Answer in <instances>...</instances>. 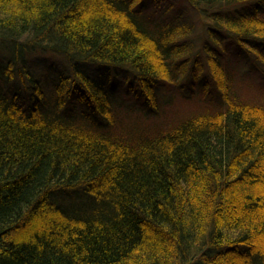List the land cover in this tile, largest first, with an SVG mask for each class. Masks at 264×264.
<instances>
[{"label": "trees", "instance_id": "1", "mask_svg": "<svg viewBox=\"0 0 264 264\" xmlns=\"http://www.w3.org/2000/svg\"><path fill=\"white\" fill-rule=\"evenodd\" d=\"M182 1L0 0V264H264V0Z\"/></svg>", "mask_w": 264, "mask_h": 264}, {"label": "rangeland", "instance_id": "2", "mask_svg": "<svg viewBox=\"0 0 264 264\" xmlns=\"http://www.w3.org/2000/svg\"><path fill=\"white\" fill-rule=\"evenodd\" d=\"M168 4L172 5L175 9H184L186 11V15H190L193 10L189 8L187 5L183 3L182 0H166ZM198 16L196 17L194 15V20H197ZM59 56V55H58ZM57 54L52 53H46L41 51H36L35 53H32L27 56V62L30 63L31 66L35 68H39L41 70V73L39 75H43L47 71H52L51 75L54 76L56 70L59 68L61 69H68L70 68L69 63H67L63 58L58 57ZM10 59V56L3 54L0 52V65L3 67L6 65V61ZM243 60V59H241ZM30 61V62H29ZM244 61V60H243ZM36 62V63H35ZM13 64L16 65L15 62ZM38 64V65H35ZM14 65V66H15ZM17 68H20L23 66L22 61L17 62ZM262 66L264 67V60ZM239 67V68H238ZM225 68V67H224ZM227 68H231L235 74V79L231 77V79H228V82L224 78V72L223 70H219L216 68V74L218 75L219 79L221 81H224L223 86H226L228 89V94L233 95V92L237 96V99L244 102H249V105L256 106L260 105L264 107V74H262L259 71H255L251 64L242 62L240 63V66H230L228 65ZM14 72V71H12ZM65 72V71H62ZM48 74V72H47ZM115 79H111L113 81ZM12 81L7 79V75H5V71L0 68V86H4V88L12 87L11 84ZM185 86H190V83L185 81ZM15 85L12 87L11 92H15L16 90ZM189 89L188 87L184 89ZM7 90V89H6ZM10 91V90H9ZM163 94H169V95H175L176 102L174 103L173 109H174V115L177 113H186L187 111L193 110L196 105L195 103H188L184 100H181L180 97V91H178L173 86H168L162 89ZM82 108V105H80ZM185 111V112H184ZM38 217V215H37ZM36 216L32 218V220H28L30 223H37L40 221H36ZM31 230V227H29V224H26V221L22 223L20 228L17 232L14 233V237L17 236L19 239H21L23 236H28V232ZM16 237V238H17ZM263 249H264V245ZM235 261V260H234ZM242 262H247L245 260L243 261H235V264H241Z\"/></svg>", "mask_w": 264, "mask_h": 264}, {"label": "bare ground", "instance_id": "3", "mask_svg": "<svg viewBox=\"0 0 264 264\" xmlns=\"http://www.w3.org/2000/svg\"><path fill=\"white\" fill-rule=\"evenodd\" d=\"M101 76H102V77H105V75H104V74H101Z\"/></svg>", "mask_w": 264, "mask_h": 264}]
</instances>
